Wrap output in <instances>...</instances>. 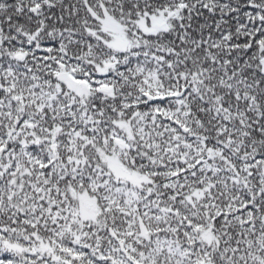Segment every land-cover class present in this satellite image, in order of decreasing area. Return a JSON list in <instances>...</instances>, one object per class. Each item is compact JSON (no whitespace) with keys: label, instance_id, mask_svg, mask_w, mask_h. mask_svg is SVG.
Returning a JSON list of instances; mask_svg holds the SVG:
<instances>
[{"label":"snow or ice","instance_id":"snow-or-ice-1","mask_svg":"<svg viewBox=\"0 0 264 264\" xmlns=\"http://www.w3.org/2000/svg\"><path fill=\"white\" fill-rule=\"evenodd\" d=\"M0 264H264V0H0Z\"/></svg>","mask_w":264,"mask_h":264}]
</instances>
